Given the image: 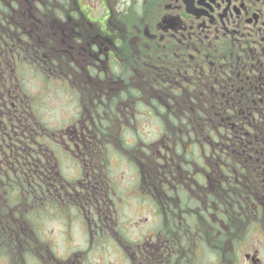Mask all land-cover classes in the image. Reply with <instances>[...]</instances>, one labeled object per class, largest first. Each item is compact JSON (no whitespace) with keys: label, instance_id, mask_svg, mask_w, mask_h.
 <instances>
[{"label":"flooded vegetation","instance_id":"obj_1","mask_svg":"<svg viewBox=\"0 0 264 264\" xmlns=\"http://www.w3.org/2000/svg\"><path fill=\"white\" fill-rule=\"evenodd\" d=\"M139 1L138 7L123 1L105 8V23H91L87 41H60V52L69 51L76 68L63 62L50 91L46 83L35 90L19 84L33 65L23 53L46 59L48 41H13L20 46L4 49L15 54L0 92V248L33 254L30 264L45 263L46 255L52 264H84L82 253L108 250L127 255V264H182L179 232L201 237L209 251L218 252L211 264H264V149L237 153L235 186L244 188L251 180L250 197L242 200L250 214L231 226L217 217L222 209L206 201L210 191L223 188L220 181L209 182L210 162L216 152L223 165V152L177 155L163 144L161 132L155 148L144 145L139 130L146 116L152 118L148 110L224 108L216 95L234 94L239 139L250 132L253 141L264 143V0ZM51 92L61 97L55 122L38 103ZM147 153L153 156L146 160ZM178 190L186 202L203 196L201 208H185L189 224L184 219L187 228L180 231L178 205L185 200ZM51 206L56 214L49 216ZM124 206H134L136 215L147 211L151 219L140 216L121 229ZM201 210L205 216H197ZM166 211L170 231L163 224ZM50 221L63 224L67 245L56 247L50 239L45 230ZM147 222L154 232L146 231ZM18 231H27L25 247L17 245ZM189 261L193 264L192 247Z\"/></svg>","mask_w":264,"mask_h":264},{"label":"trees","instance_id":"obj_2","mask_svg":"<svg viewBox=\"0 0 264 264\" xmlns=\"http://www.w3.org/2000/svg\"><path fill=\"white\" fill-rule=\"evenodd\" d=\"M23 1V2H22ZM137 0H134L131 5L132 7H138ZM70 0H35L34 5V15L28 17L26 16V11L24 12V8L22 6L26 5L24 0H0V92L3 91V88L7 85L9 75L11 70H13L12 55L7 53L4 54V49L11 47H19L20 44L13 41H48L49 47L52 51L58 50V45L60 41H67L66 38L63 37V32L61 30V23H65V27L68 28L69 31L76 25V20L78 19L77 14L75 13L76 9L69 6ZM27 6V5H26ZM19 8L21 9L19 11ZM63 8V9H62ZM69 10L64 13V11ZM75 10V11H74ZM18 32V33H17ZM6 44V46L4 45ZM60 46V45H59ZM45 46H41L43 48ZM42 50V49H41ZM35 52H32L34 55ZM29 55V54H28ZM23 53V58L26 63H32V70L30 67L25 69L28 72V75H23L26 72H22L23 76L20 78L19 84L26 87L27 82L30 80H34L36 83H46L49 85L50 89L54 87L55 80H59L58 68L60 67L59 62L49 61L45 64L47 60L39 59L35 56L28 57ZM36 55V53H35ZM63 56H59V60H64V58L68 59L70 57L68 51L64 54H60ZM22 58V57H21ZM49 59V56H48ZM52 60L54 58H51ZM58 59V58H57ZM45 62V64L43 63ZM66 65L76 67L74 64H70L68 61L64 60ZM36 63V64H35ZM38 65V68L35 66ZM44 67V68H42ZM40 69H43L44 72H40ZM48 71V73H46ZM12 78V77H11ZM41 80L45 81L42 82ZM11 84V83H9ZM224 99H221L219 95H216L217 102H222L224 108H216V109H151L148 110L151 116L156 117L160 123V127L162 128V139H167L163 143L170 150H176L178 155H183L181 152H187L189 150L193 151H207L213 150L222 151L223 152V165L218 161L220 157L219 154L213 157L214 161L210 162V172H209V182L212 184L213 181H220L223 184V188L217 191H210L209 196L206 198L207 203L210 204L211 207L216 206L222 209L221 213L217 215V217L223 221L227 222V220H236L240 224L242 221H245L247 215L250 214V210L247 209L245 202L242 200L247 199L246 196L250 197V190L247 188L249 185L250 179L245 180L244 188L236 187L235 182L238 181L236 177V166H237V153L240 150H250V149H264V143L260 145V141L256 143L251 139V133L243 134L242 140L239 139L238 129L234 125V121H236L237 114L239 110L235 109L233 106L235 105L237 97L234 94H225ZM25 102V98H23ZM42 107L45 108L44 103L39 105V110L42 113ZM25 108V107H24ZM26 109V108H25ZM27 110V109H26ZM252 111V110H251ZM28 112V111H27ZM97 114H102L100 110H96ZM245 115L249 116L250 110L245 109L243 111ZM92 118H95L94 115H91ZM91 118V119H92ZM219 118H223L225 121L222 123L219 122ZM207 119H210V122H207ZM55 122V120H52ZM207 122V125L203 122ZM220 123V124H218ZM52 125V123H51ZM96 133H99L97 130V125H95ZM51 130L50 132H52ZM113 132H117V126L113 125ZM117 137H115L116 139ZM163 140H161L162 142ZM162 143H159V145ZM148 145V144H146ZM259 145V146H258ZM148 150V148H146ZM161 150H164L161 148ZM148 152V151H147ZM187 155V154H184ZM244 155V154H243ZM221 158V157H220ZM245 159V157H243ZM249 165V163H244V166ZM153 167V166H152ZM246 172L248 173V168L245 167ZM156 172V167H155ZM150 177H155L151 175ZM145 181L148 182V178H145ZM165 190L167 188H164ZM163 190V191H165ZM178 198L183 199L185 201H179V210L182 209L181 214H179V218L181 221H178V231L185 230L187 228L186 222L183 221L187 219L185 215V208H190L191 206L202 207V203L200 200L203 198L201 195V199L199 197H195L197 200L192 202H186L188 200L187 195L178 190ZM202 193V191H200ZM167 197H171V194H166ZM189 201V200H188ZM161 205L167 206L171 209L169 202H161ZM53 206L50 207L49 216L56 214ZM159 206L157 205V210ZM159 212V210H158ZM211 212V211H209ZM216 213V212H215ZM197 216H205V212L201 210V212ZM194 217V221L196 223V216ZM166 218L168 223L170 224V211H166V214L163 215L162 219ZM206 218V217H205ZM246 222V221H245ZM243 222V223H245ZM35 224L38 225L37 221H34ZM189 224V221H188ZM169 226V225H168ZM170 227V226H169ZM19 232V231H18ZM27 231L22 234L19 232L17 235L21 234L20 241H18L17 245L19 247H25V235ZM183 237V239H182ZM19 238V237H18ZM179 247H182L185 251L189 250L190 244L188 243V237L181 236L178 232L177 235ZM193 243H196L195 236L193 238ZM203 248V245L200 244ZM211 254V258H218L219 254L215 250L208 251ZM187 254V253H186ZM205 255V254H203ZM181 256V255H180ZM180 256H178L180 258ZM183 255V259H185ZM5 260V261H3ZM33 260V254L29 252H9L5 253L4 250L0 248V264H30ZM4 263H1V262ZM195 262V253L193 254V263Z\"/></svg>","mask_w":264,"mask_h":264},{"label":"rangeland","instance_id":"obj_3","mask_svg":"<svg viewBox=\"0 0 264 264\" xmlns=\"http://www.w3.org/2000/svg\"><path fill=\"white\" fill-rule=\"evenodd\" d=\"M24 1L27 5L29 16H31V15L33 16L34 11H33V9L30 8V4L32 5L33 1H30V0H24ZM123 1H127L128 3H132L134 0H70L69 6L70 7L74 6V8L76 10L78 8L80 9V10H78V12H75L77 14V17H80L79 16L80 14L84 15L85 18L88 17V21L91 20L93 23H97L100 25V24H104L105 20L107 19V17L105 16V8L110 9L113 7V5H118V7H121V5H123V3H122ZM137 1H139V0H137ZM26 5L25 6L23 5L22 8L25 9ZM80 23H84V19L82 17L80 19ZM81 30H82L84 37H85V40H86L88 38L87 34L89 31V26L88 25H85V26L80 25V31ZM66 32H67V36H69L70 33L68 32V29H66ZM73 37H74V35H73ZM55 57H57V55ZM58 65H60V64H58ZM27 85L31 86L33 88V90H35L34 86L39 85V83H36V82L30 83V81H28ZM51 93L52 94H50L44 98L43 103L45 105V108L42 107V112L45 113L48 117L50 116L53 120H55V118L58 119L59 113L61 112V107H62L61 102H60L61 97L57 93H53V92H51ZM52 98H54V99L52 100ZM159 125H160V123H158L154 119L146 116L145 119L143 120L142 126H140V128H139V130H141L142 134L145 135L146 142L149 144H153L151 146H155V148L157 147V142L156 141L154 142V140H155L156 136H158L160 133ZM148 141H150V142H148ZM151 150H153V149L151 148ZM177 154H179V153H177ZM152 156H153V154L147 155V156H145V159L147 160L148 158H151ZM126 170L128 171L129 168L127 167ZM146 202H148V201H146ZM144 207L146 208V204ZM137 212L138 211H137V209H135L134 206L122 207L121 212H119V214H118V219L121 222L120 224H122L123 227L125 228V226L127 225V223L129 221H137L140 216L142 218L146 216L149 220L151 219V217L149 216L151 213H147V211L145 213H143L140 211V213L138 215H136ZM126 219H128V221L125 222ZM232 221L233 220H228V224L231 226L234 225L231 223ZM163 224H164L165 228L170 226L168 221H165V220H164ZM153 226H154L153 223L147 222L146 223V231L147 232L153 231V230H151V228ZM45 230L49 234L50 239L54 242L56 247L62 246L63 241H64V244L67 245L68 241L63 237L65 235V232H64L65 228L63 227V224L61 222L50 221L46 225ZM77 230L80 231L79 228H77ZM78 233L80 235V232H78ZM83 240H84L83 237H80V236L77 237V242L81 243ZM188 242H189L191 247L194 245L193 238L189 239ZM56 251L58 253V250H56ZM58 256L60 257L61 255L58 253ZM82 257H84V261H86L85 264H127L128 263V256L125 255L123 257V255L121 256V254L118 251L107 252V253L101 252V251L96 253L95 251H93L92 253L85 254ZM3 261H5V260H3ZM3 261L1 263H4ZM185 261L186 260H184V264H186ZM211 262H213V258L207 257V256L203 257V263L211 264ZM189 264H190V261H189Z\"/></svg>","mask_w":264,"mask_h":264}]
</instances>
